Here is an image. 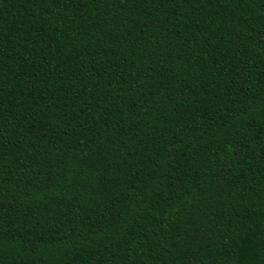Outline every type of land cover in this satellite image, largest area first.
Wrapping results in <instances>:
<instances>
[{"label": "trees", "instance_id": "1", "mask_svg": "<svg viewBox=\"0 0 264 264\" xmlns=\"http://www.w3.org/2000/svg\"><path fill=\"white\" fill-rule=\"evenodd\" d=\"M0 264H264V0H0Z\"/></svg>", "mask_w": 264, "mask_h": 264}]
</instances>
